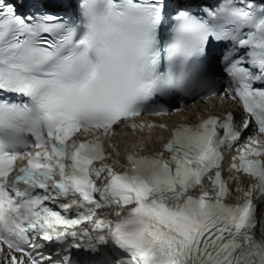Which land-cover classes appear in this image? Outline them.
I'll return each mask as SVG.
<instances>
[{"label": "snow or ice", "instance_id": "6c2138e0", "mask_svg": "<svg viewBox=\"0 0 264 264\" xmlns=\"http://www.w3.org/2000/svg\"><path fill=\"white\" fill-rule=\"evenodd\" d=\"M0 264H264V0H0Z\"/></svg>", "mask_w": 264, "mask_h": 264}, {"label": "bare ground", "instance_id": "6f19581e", "mask_svg": "<svg viewBox=\"0 0 264 264\" xmlns=\"http://www.w3.org/2000/svg\"><path fill=\"white\" fill-rule=\"evenodd\" d=\"M186 108L187 111L181 112L179 114H173L163 118H155L166 122L171 128L181 122L198 120L200 115L221 113L222 111L229 109L228 103H226L225 101L221 103L218 99L210 101L207 104L203 101L195 104L189 102V104L186 105ZM168 133L169 132H164V134ZM114 143L118 146V150L122 154L128 151L129 149L137 146L139 147L142 144L144 145L145 149L150 150H161L163 148V141L160 139L157 133H154L153 138L149 139L146 133L133 134L122 131L120 135L115 138Z\"/></svg>", "mask_w": 264, "mask_h": 264}]
</instances>
